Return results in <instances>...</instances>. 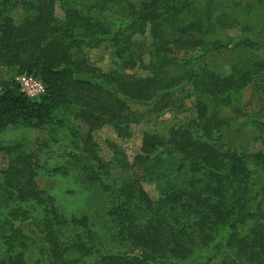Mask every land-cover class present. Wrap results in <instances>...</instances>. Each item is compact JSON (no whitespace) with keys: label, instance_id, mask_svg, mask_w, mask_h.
I'll use <instances>...</instances> for the list:
<instances>
[{"label":"trees","instance_id":"trees-1","mask_svg":"<svg viewBox=\"0 0 264 264\" xmlns=\"http://www.w3.org/2000/svg\"><path fill=\"white\" fill-rule=\"evenodd\" d=\"M234 1L0 0V134L60 122L66 109L89 133L109 126L123 138L151 119L132 163L114 144L104 159L77 130L54 151L63 160L53 172L77 170L106 198L104 238L89 215L66 212L38 185L32 154L0 145L9 156L0 170V264H264V150L230 143L234 120L214 106L234 104L252 76H264V48H255L257 61L243 54L230 74L207 61L231 44H253L242 28L220 38L240 28L229 9L244 5ZM16 7L24 10L19 23ZM147 32L145 47L137 36ZM102 43L150 74L129 80L90 64L87 50ZM24 73L45 84L39 99L21 90ZM188 101L195 116L182 120ZM163 110L175 115L158 120ZM145 183L156 185L157 199Z\"/></svg>","mask_w":264,"mask_h":264},{"label":"rangeland","instance_id":"rangeland-1","mask_svg":"<svg viewBox=\"0 0 264 264\" xmlns=\"http://www.w3.org/2000/svg\"><path fill=\"white\" fill-rule=\"evenodd\" d=\"M227 1V0H224ZM230 3L236 4L234 0ZM239 9H229L233 17H237V24L240 28L230 31L221 32V39L225 41L228 35L233 37L240 34V29L248 30L246 36L251 37L252 45L249 49L237 47L235 44L230 45L227 49L210 54L207 60L211 67L219 68L225 74H230L235 68L240 67L241 57L243 54H249V61L259 60V55L264 48V5L259 0H239ZM247 5V6H246ZM250 10L247 12L248 8ZM59 15L62 12L58 9ZM13 15L17 23L21 22L24 17L22 7H16ZM242 31V30H241ZM245 34V33H244ZM230 36V37H231ZM145 47H148L151 39L147 32L145 35H138ZM258 48L259 52L255 50ZM87 58L90 64L97 66L103 71H111L117 76L129 80L140 79L148 76L150 73L144 69L135 57L119 58L113 52L108 43H102L97 48L87 50ZM144 62H148V57L144 56ZM1 74L9 77L11 72L7 68H1ZM210 100H212L210 98ZM219 102V101H218ZM221 102V101H220ZM209 104H214L211 102ZM218 116L225 119H232L230 125L228 140L232 144L241 145L243 149L249 152L264 150V76L254 75L244 87L242 93L237 96L234 104L219 107ZM193 103L187 102L186 107L190 110L183 111L178 116L182 120H188L195 116ZM160 119L171 118L174 110H163L159 112ZM163 116V117H162ZM60 122H54L44 128H33L22 125L11 126L1 132L0 145L13 144L18 146L19 151L32 154V160L40 164L38 170L37 183L46 192L51 193L57 199L59 205L68 213L87 214L97 224V229L104 238L107 230L106 223V198L100 195L95 186H90L82 182L76 171L69 174L53 172V165L63 157L56 155L69 146L71 139L74 137V131H78L81 137L89 139L90 147L100 156L108 160L113 156L112 144L120 146L127 160L132 163L134 157L140 152L142 146L143 132L151 119L131 125L132 135L129 138L119 137L117 133L109 126H104L93 130L89 133V126L77 119L72 109H66L59 114ZM262 118V120H261ZM154 118L155 122H158ZM261 120V121H260ZM54 151H57V153ZM9 163L8 154L0 149V170L7 167ZM254 170V168H252ZM254 178L259 179L261 173L254 170ZM144 187L152 199H157L158 191L154 183H145ZM224 233H226L224 231ZM223 234V232H222ZM35 259V258H34ZM34 261V260H33Z\"/></svg>","mask_w":264,"mask_h":264},{"label":"built area","instance_id":"built-area-1","mask_svg":"<svg viewBox=\"0 0 264 264\" xmlns=\"http://www.w3.org/2000/svg\"><path fill=\"white\" fill-rule=\"evenodd\" d=\"M16 81L21 90L31 99H39L46 92L45 84L33 75L24 73L17 75Z\"/></svg>","mask_w":264,"mask_h":264}]
</instances>
